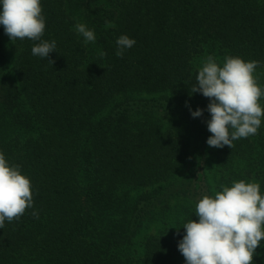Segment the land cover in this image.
<instances>
[{
    "label": "trees",
    "instance_id": "trees-1",
    "mask_svg": "<svg viewBox=\"0 0 264 264\" xmlns=\"http://www.w3.org/2000/svg\"><path fill=\"white\" fill-rule=\"evenodd\" d=\"M40 2L53 65L0 25V152L33 194L0 229V264H185L200 198L239 180L264 194V117L256 135L210 147V101L191 94L209 55L259 61L264 87V0ZM121 35L136 43L118 57Z\"/></svg>",
    "mask_w": 264,
    "mask_h": 264
},
{
    "label": "clouds",
    "instance_id": "clouds-1",
    "mask_svg": "<svg viewBox=\"0 0 264 264\" xmlns=\"http://www.w3.org/2000/svg\"><path fill=\"white\" fill-rule=\"evenodd\" d=\"M40 0H0V25L10 41L29 39L39 41L32 48L34 56L48 59L55 52L56 42L42 40L46 23ZM75 30L85 42H95L96 36L86 24L77 23ZM115 27L105 22V28ZM136 41L127 35L116 40V56ZM104 57L106 52L100 51ZM259 61H245L239 56H225L221 66L209 55L199 69L197 85L191 94L199 92L209 99L210 119L207 129L212 134L207 145L215 148L233 147V141L256 135L264 117L260 100L264 87L254 75ZM190 94V95H191ZM187 106V102H186ZM193 118L203 110L189 109ZM32 185L18 165H11L0 152V229L7 220H18L33 206ZM214 196L204 195L196 204L197 220L183 225L184 235L178 250L185 264H253V257L264 240V194L258 182L234 181L230 187L221 185ZM32 215L38 218V213Z\"/></svg>",
    "mask_w": 264,
    "mask_h": 264
}]
</instances>
